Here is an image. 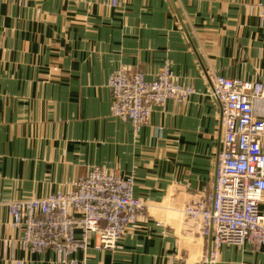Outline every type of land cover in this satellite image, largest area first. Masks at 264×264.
<instances>
[{
  "label": "crops",
  "instance_id": "crops-1",
  "mask_svg": "<svg viewBox=\"0 0 264 264\" xmlns=\"http://www.w3.org/2000/svg\"><path fill=\"white\" fill-rule=\"evenodd\" d=\"M120 1L0 0V264H17L12 252L22 264H65L12 247L6 202L66 193L94 166L134 174L150 209L116 248L94 242L77 264H208L210 241L180 216L213 194L222 144L205 73L264 83V22L249 10L264 0ZM166 63L192 97L155 106L138 132L111 115L114 70L153 77ZM212 264H264V245H225Z\"/></svg>",
  "mask_w": 264,
  "mask_h": 264
},
{
  "label": "built area",
  "instance_id": "built-area-1",
  "mask_svg": "<svg viewBox=\"0 0 264 264\" xmlns=\"http://www.w3.org/2000/svg\"><path fill=\"white\" fill-rule=\"evenodd\" d=\"M118 7L120 0H104ZM264 22V2L251 4ZM205 78L220 107L223 138L216 156L213 194L188 202L181 212L191 230L210 241L204 261H218L225 245L260 249L264 245V118L256 103L264 99L260 80L230 78L213 70ZM111 115L132 124L138 132L149 123L155 106L169 100L185 102L196 93L181 82L166 63L153 77L147 72L119 67L108 78ZM135 175L92 167L68 192L9 200L10 224L19 231L12 247L33 253L52 250L58 262L77 264L79 251L95 242L114 249L118 241L146 218L150 203L135 195ZM156 226L166 228L162 220ZM164 232V231H163ZM10 244V245H11ZM10 259L17 264L23 261Z\"/></svg>",
  "mask_w": 264,
  "mask_h": 264
},
{
  "label": "rangeland",
  "instance_id": "rangeland-1",
  "mask_svg": "<svg viewBox=\"0 0 264 264\" xmlns=\"http://www.w3.org/2000/svg\"><path fill=\"white\" fill-rule=\"evenodd\" d=\"M181 218H183L185 215L183 213H180Z\"/></svg>",
  "mask_w": 264,
  "mask_h": 264
}]
</instances>
